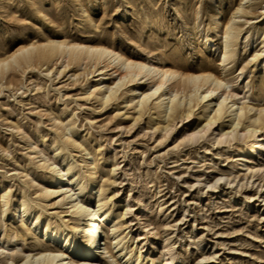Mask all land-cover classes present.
I'll return each instance as SVG.
<instances>
[{
    "label": "rangeland",
    "instance_id": "rangeland-1",
    "mask_svg": "<svg viewBox=\"0 0 264 264\" xmlns=\"http://www.w3.org/2000/svg\"><path fill=\"white\" fill-rule=\"evenodd\" d=\"M239 2L0 0V54L22 40L66 35L87 42L102 40L152 60L157 54L183 65L209 59L221 72L217 58L222 23ZM245 4L248 14L236 18L242 29L230 56L233 60L224 69L237 96L258 106L264 103V0ZM214 5L224 16L217 27L211 24ZM60 60L15 67L0 76V195L3 191L12 198L20 195L25 171L31 172L30 177L41 174L39 151L55 133L53 117L65 110L64 124L74 122L71 130L65 125L63 131H74L91 152L86 155L70 148L77 160L75 168L84 171L81 158L98 152V179H107L105 193L114 203L110 210L129 207L122 219L130 228L127 248L140 251V264L148 259L155 264L164 260L167 264H264V172L259 166L264 163V150L254 161L245 158L253 153L241 156L250 149L247 144L236 150L233 140L217 141L220 123L194 141L183 135L195 119L176 118L164 132L154 122L166 117L161 114L154 121L148 110L137 117L128 105L130 92L102 107L92 95L87 96L88 86L101 77L95 75L98 70L94 75L86 73L92 66L84 62L63 69ZM107 75L114 77L115 72ZM128 84L122 87L133 86ZM260 132L264 134V128ZM96 143L100 149L95 152L90 145ZM32 146L39 156L28 158ZM55 200H45L48 213L60 210L59 204L49 206ZM4 216L17 220L9 209Z\"/></svg>",
    "mask_w": 264,
    "mask_h": 264
},
{
    "label": "bare ground",
    "instance_id": "bare-ground-1",
    "mask_svg": "<svg viewBox=\"0 0 264 264\" xmlns=\"http://www.w3.org/2000/svg\"><path fill=\"white\" fill-rule=\"evenodd\" d=\"M247 1L240 0L225 20L219 7L213 6L212 27L219 26L224 20L217 58L221 72H217L209 59L197 65H183L163 59L161 54L153 56L152 60L128 53L102 40L87 42L66 35L49 34L42 39L22 40L13 49L0 54V76L8 69L32 67L35 63L47 65L56 63L59 58L63 69L69 64L84 62L92 66V69L84 70L86 73L93 74L98 70L95 75L101 74L97 81L88 84L87 96L92 95L91 98L99 101L102 107L119 94L130 92L128 105L137 111V117L147 110L154 121L161 114L166 117L162 123L160 120L154 122L155 128L161 124L164 132L176 118L195 119L194 125L183 135L190 141L200 138L209 129L214 130L220 123L216 131L217 141L233 140L236 150L247 144L246 149H250L241 156L253 153L245 158L254 161L257 153L264 150V134L260 132L264 128V103L259 102L257 106L237 96L224 69L233 60L230 56L242 29L236 18L242 13L248 14V7L244 6ZM180 18L183 20V16ZM261 41L264 42V37ZM135 45L138 47L140 44ZM258 56V52L254 53L251 60L255 62ZM110 70L115 72L114 77L107 75ZM129 82L128 85L133 86L122 87ZM64 112L62 110L53 117L57 120L55 133L48 146L39 151L41 174L30 177L31 172L25 171L22 173L24 187H20V195L12 198L7 191L0 195V264H140V251L136 248L134 253V246L127 248L130 228L122 219L129 212V207L111 211L114 203L105 193L107 179L99 182L100 157L96 151L100 145H90L96 153L81 158L84 171L76 169L77 160L70 154V148L84 151L86 155L91 152L84 141L75 138L74 131L65 134L63 130L66 126L71 130L74 120L64 124L61 118ZM41 141H45L43 135ZM31 148L28 158L38 157L36 146ZM259 166L264 172V163ZM114 169L115 164L111 170ZM42 174H45L44 179ZM92 193L96 195L92 196ZM47 198H57L49 206L59 204L60 210L48 213ZM6 209L14 212L17 220H6ZM140 209L139 213L143 206ZM147 264L155 262L148 259ZM162 264L167 262L164 260Z\"/></svg>",
    "mask_w": 264,
    "mask_h": 264
}]
</instances>
